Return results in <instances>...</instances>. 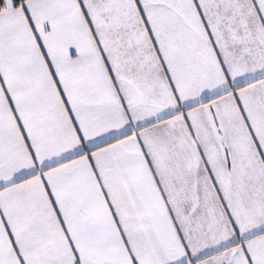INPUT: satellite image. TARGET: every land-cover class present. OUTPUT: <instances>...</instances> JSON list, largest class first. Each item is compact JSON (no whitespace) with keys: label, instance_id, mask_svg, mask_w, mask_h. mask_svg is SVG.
I'll return each instance as SVG.
<instances>
[{"label":"snow or ice","instance_id":"snow-or-ice-1","mask_svg":"<svg viewBox=\"0 0 264 264\" xmlns=\"http://www.w3.org/2000/svg\"><path fill=\"white\" fill-rule=\"evenodd\" d=\"M0 264H264V0H0Z\"/></svg>","mask_w":264,"mask_h":264}]
</instances>
